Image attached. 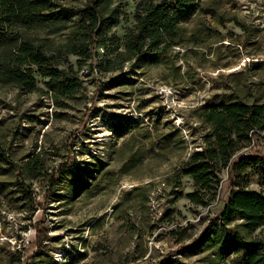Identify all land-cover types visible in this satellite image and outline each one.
<instances>
[{
  "label": "rangeland",
  "instance_id": "1",
  "mask_svg": "<svg viewBox=\"0 0 264 264\" xmlns=\"http://www.w3.org/2000/svg\"><path fill=\"white\" fill-rule=\"evenodd\" d=\"M50 1L70 8L85 2ZM137 1H117L129 21L111 33L121 38L133 24ZM202 1L181 22V43L155 61L106 72L94 64L106 53L97 45L79 70L82 88L61 105L0 83V264H242L250 236L240 220H214L203 237L232 189L226 167L205 207L187 198L195 188L189 176L172 177L204 147L203 105L264 104V0ZM17 26L45 40L55 56L68 40V30ZM59 58L60 67L77 70L78 56ZM249 148L264 155V130L240 152ZM62 163L65 172L54 173ZM17 175L35 201L17 190ZM52 175L56 183L46 194ZM241 175L264 192V171L246 167ZM252 235L264 238V223Z\"/></svg>",
  "mask_w": 264,
  "mask_h": 264
},
{
  "label": "trees",
  "instance_id": "2",
  "mask_svg": "<svg viewBox=\"0 0 264 264\" xmlns=\"http://www.w3.org/2000/svg\"><path fill=\"white\" fill-rule=\"evenodd\" d=\"M117 1L85 0L83 5L70 8L50 0H0V83L49 95L56 105H61L82 88L79 70L92 58L97 45H103L106 53L94 64L106 72L120 69L124 63L141 66L144 61H155L181 43V22L200 11L203 2L138 0L133 24L119 38L111 30L120 21L128 23L129 15L122 12ZM17 24L25 29L41 26L53 32L68 30V40L56 49L55 56L49 53L52 49L45 40L28 36ZM62 54L78 56L77 70L72 64L60 67ZM34 71L44 79V87L37 86ZM199 116L208 126L204 147L193 150L172 179L177 180L180 174L189 176L195 188L187 193V198L205 207L217 197L220 167H226L232 189L219 212L208 221L203 237L210 236L214 220H220L223 226L240 220L238 226L250 236L241 254L242 264H264V238L252 235L264 223V192L249 188L247 175H241L246 167L264 171V155L251 148L248 153L240 152L256 130H264V104L206 103ZM1 160L10 163L4 155ZM34 160L36 156L26 164ZM67 167L62 163L54 173L63 174ZM55 183L52 175L46 194ZM14 185L24 199L35 201L29 184L19 175Z\"/></svg>",
  "mask_w": 264,
  "mask_h": 264
}]
</instances>
